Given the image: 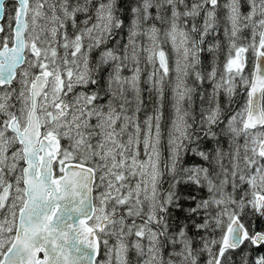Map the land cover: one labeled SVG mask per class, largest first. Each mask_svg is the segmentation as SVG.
Instances as JSON below:
<instances>
[{
	"label": "snow or ice",
	"instance_id": "1",
	"mask_svg": "<svg viewBox=\"0 0 264 264\" xmlns=\"http://www.w3.org/2000/svg\"><path fill=\"white\" fill-rule=\"evenodd\" d=\"M261 248L264 0H0V264Z\"/></svg>",
	"mask_w": 264,
	"mask_h": 264
},
{
	"label": "trees",
	"instance_id": "2",
	"mask_svg": "<svg viewBox=\"0 0 264 264\" xmlns=\"http://www.w3.org/2000/svg\"><path fill=\"white\" fill-rule=\"evenodd\" d=\"M9 5H10V4H9ZM259 254H264V248L259 249L257 255H259Z\"/></svg>",
	"mask_w": 264,
	"mask_h": 264
},
{
	"label": "rangeland",
	"instance_id": "3",
	"mask_svg": "<svg viewBox=\"0 0 264 264\" xmlns=\"http://www.w3.org/2000/svg\"><path fill=\"white\" fill-rule=\"evenodd\" d=\"M9 6V8H11L12 7V5L10 4V5H8Z\"/></svg>",
	"mask_w": 264,
	"mask_h": 264
}]
</instances>
